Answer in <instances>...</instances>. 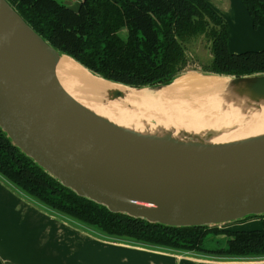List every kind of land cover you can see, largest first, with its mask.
<instances>
[{"label":"water","instance_id":"obj_1","mask_svg":"<svg viewBox=\"0 0 264 264\" xmlns=\"http://www.w3.org/2000/svg\"><path fill=\"white\" fill-rule=\"evenodd\" d=\"M28 43L49 61L63 55L0 0V127L64 186L112 212L170 226L264 214V142L201 149L113 129L77 105ZM229 77L264 81V74Z\"/></svg>","mask_w":264,"mask_h":264},{"label":"trees","instance_id":"obj_2","mask_svg":"<svg viewBox=\"0 0 264 264\" xmlns=\"http://www.w3.org/2000/svg\"><path fill=\"white\" fill-rule=\"evenodd\" d=\"M49 45L92 73L133 87L170 83L187 66L183 43L203 35L211 59L202 71L240 77L264 74V48L232 51L228 23L205 0H5ZM254 28L264 27V0H240ZM126 33L122 35L121 29ZM0 176L43 207L116 240L228 257H264V228L170 226L78 195L16 146L0 127ZM223 235L224 246H207ZM217 241V240H216Z\"/></svg>","mask_w":264,"mask_h":264},{"label":"bare ground","instance_id":"obj_3","mask_svg":"<svg viewBox=\"0 0 264 264\" xmlns=\"http://www.w3.org/2000/svg\"><path fill=\"white\" fill-rule=\"evenodd\" d=\"M63 90L92 117L153 142L222 149L264 142V81L178 75L167 86L133 88L98 77L68 55L48 60Z\"/></svg>","mask_w":264,"mask_h":264},{"label":"crops","instance_id":"obj_4","mask_svg":"<svg viewBox=\"0 0 264 264\" xmlns=\"http://www.w3.org/2000/svg\"><path fill=\"white\" fill-rule=\"evenodd\" d=\"M205 1L227 21L228 45L231 24L238 26L230 20L236 12L254 37L249 48H264V27H253L242 2ZM0 264H264V257L176 251L108 238L43 207L0 176Z\"/></svg>","mask_w":264,"mask_h":264},{"label":"rangeland","instance_id":"obj_5","mask_svg":"<svg viewBox=\"0 0 264 264\" xmlns=\"http://www.w3.org/2000/svg\"><path fill=\"white\" fill-rule=\"evenodd\" d=\"M58 1L62 2L63 4L68 5L70 7L75 8L78 5L79 0H58ZM243 8H244V6H243ZM244 10H245V8H244ZM245 13H246L247 17L249 18L246 10H245ZM233 17H234V19H233ZM233 17H232V19H230L231 23L233 22V20H235V21H237L238 26H237V28H235L234 24L233 25L231 24V41H232V43H231V45H229V49L232 51H242V50L251 49V48H249V46H251V44H254L253 43L254 37L252 36V34L249 33V30L247 32V29L245 27L246 20H245V22H243V18L239 14H237L236 12H234ZM249 21H250V19H249ZM242 24H243V26H242ZM235 29L238 30V33L235 32L236 31ZM120 33L122 35H125L126 29L122 28ZM183 46L185 48V53L187 56V66L183 72L178 74V77L183 76V75H188V74H198V75H202V76H204V75H215V74L206 73V72L202 71V67L204 65H206L209 62V60L211 59L210 41L207 38H205L203 35H199V36L190 38L187 41H185L183 43ZM252 46H254V45H252ZM258 49H260V48H258ZM228 79H234V78L229 77ZM212 225H216L222 229H232V230L262 229V228H264V214L248 215V216L241 218L239 220H232V221H228V222L210 224V226H212ZM210 237L211 236H208L206 238L205 243L207 246H210V247L224 246L225 238L223 237V235L219 234L218 236H212V239H209Z\"/></svg>","mask_w":264,"mask_h":264}]
</instances>
